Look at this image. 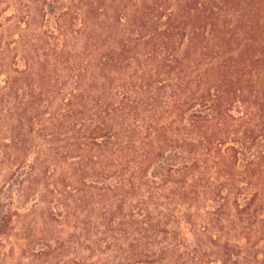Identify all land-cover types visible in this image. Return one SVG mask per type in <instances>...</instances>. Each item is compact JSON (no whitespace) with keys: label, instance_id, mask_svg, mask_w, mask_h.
<instances>
[{"label":"trees","instance_id":"trees-1","mask_svg":"<svg viewBox=\"0 0 264 264\" xmlns=\"http://www.w3.org/2000/svg\"><path fill=\"white\" fill-rule=\"evenodd\" d=\"M46 5L0 0V164L36 200L0 264L39 204L36 261L264 264V0H126L117 34Z\"/></svg>","mask_w":264,"mask_h":264},{"label":"rangeland","instance_id":"rangeland-1","mask_svg":"<svg viewBox=\"0 0 264 264\" xmlns=\"http://www.w3.org/2000/svg\"><path fill=\"white\" fill-rule=\"evenodd\" d=\"M71 0H47L46 10H47V26L51 30H55L56 20L55 17L59 14ZM52 8H55L52 10ZM98 12L99 29L101 33H114L117 34L122 28L118 30L113 21L106 22L104 15L111 17L113 14L117 16H126V0H97L96 6ZM14 13L13 9H9L4 15L7 17ZM78 27V24H75ZM19 32L15 31L13 33V38L18 39L17 34ZM21 65V64H20ZM31 162V159H27V164ZM13 170L11 166L7 164H0V224L4 217L10 212H17L20 215H27L32 207L36 205V200H25L24 197L19 193V182L24 172L16 176L12 175ZM46 207L39 204L36 208V214L25 224L24 220H18L13 217L11 224V245H7L5 251L8 252L10 259L6 264H45V260H37L33 258L32 252L41 251L47 245L54 247V243L48 240L49 237L45 235V226L41 222L42 214L45 213ZM64 236V235H63ZM62 235L61 237L64 238ZM28 237L33 243L30 244L25 238ZM46 244V245H44ZM13 253L10 250V246H14ZM70 258H65L63 263L69 262ZM264 261V256L262 258ZM55 262V261H54ZM48 264V262L46 263ZM55 264V263H50ZM57 264V263H56ZM59 264V263H58Z\"/></svg>","mask_w":264,"mask_h":264}]
</instances>
